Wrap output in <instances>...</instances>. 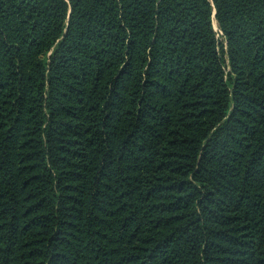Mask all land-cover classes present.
I'll return each mask as SVG.
<instances>
[{
    "label": "trees",
    "instance_id": "16d2710c",
    "mask_svg": "<svg viewBox=\"0 0 264 264\" xmlns=\"http://www.w3.org/2000/svg\"><path fill=\"white\" fill-rule=\"evenodd\" d=\"M0 264H264V0H0Z\"/></svg>",
    "mask_w": 264,
    "mask_h": 264
},
{
    "label": "rangeland",
    "instance_id": "374dc122",
    "mask_svg": "<svg viewBox=\"0 0 264 264\" xmlns=\"http://www.w3.org/2000/svg\"><path fill=\"white\" fill-rule=\"evenodd\" d=\"M214 22L216 23V20H215ZM214 30L217 32V36H218V38L221 39L222 36H221V34H220V29H219V27H218L217 30H216V28H214ZM221 40H222V39H221Z\"/></svg>",
    "mask_w": 264,
    "mask_h": 264
},
{
    "label": "bare ground",
    "instance_id": "6f19581e",
    "mask_svg": "<svg viewBox=\"0 0 264 264\" xmlns=\"http://www.w3.org/2000/svg\"><path fill=\"white\" fill-rule=\"evenodd\" d=\"M215 21V18H213V26H214V28H216V30L218 29V24H217V21H216V23L214 22Z\"/></svg>",
    "mask_w": 264,
    "mask_h": 264
},
{
    "label": "water",
    "instance_id": "95a60500",
    "mask_svg": "<svg viewBox=\"0 0 264 264\" xmlns=\"http://www.w3.org/2000/svg\"><path fill=\"white\" fill-rule=\"evenodd\" d=\"M214 15H215V12H214Z\"/></svg>",
    "mask_w": 264,
    "mask_h": 264
},
{
    "label": "built area",
    "instance_id": "2783aa9c",
    "mask_svg": "<svg viewBox=\"0 0 264 264\" xmlns=\"http://www.w3.org/2000/svg\"><path fill=\"white\" fill-rule=\"evenodd\" d=\"M220 34H221V32H220Z\"/></svg>",
    "mask_w": 264,
    "mask_h": 264
}]
</instances>
